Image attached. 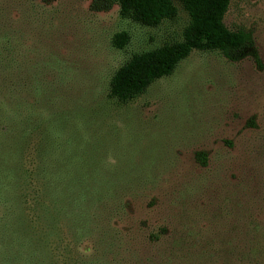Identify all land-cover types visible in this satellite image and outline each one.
<instances>
[{
  "label": "rangeland",
  "instance_id": "374dc122",
  "mask_svg": "<svg viewBox=\"0 0 264 264\" xmlns=\"http://www.w3.org/2000/svg\"><path fill=\"white\" fill-rule=\"evenodd\" d=\"M30 1L0 0L38 119L20 169L3 156L15 138L0 142V195L28 171L0 202V264H264V0H229L223 20L256 58L193 51L127 103L111 76L180 40V6L145 27L91 0Z\"/></svg>",
  "mask_w": 264,
  "mask_h": 264
},
{
  "label": "trees",
  "instance_id": "16d2710c",
  "mask_svg": "<svg viewBox=\"0 0 264 264\" xmlns=\"http://www.w3.org/2000/svg\"><path fill=\"white\" fill-rule=\"evenodd\" d=\"M31 1L49 5L54 0ZM175 3L188 19L180 40L132 54L111 76L110 98L119 103L133 100L156 80L169 76L193 51L217 52L230 61L246 56L256 58L251 32L244 29L230 30L224 24L229 0H91L89 9L93 12H105L117 6L121 18L145 27H156L163 21L177 17L178 8ZM13 32L14 28L10 29L0 22V142L4 143L3 138H15L17 142L14 143V155H11L12 158L8 156L4 148L3 156L14 160L20 169L38 119L32 112L36 108L32 95L35 86L29 79L21 76L23 68L18 59L17 48L12 43ZM128 42L129 35L124 31L115 33L110 40L111 46L118 50L123 49ZM22 92L26 93L24 98L19 96ZM51 150L49 152H53ZM57 154L62 155L61 152ZM45 155L42 153L39 159ZM194 158L198 165L206 166V154L199 152ZM22 173L23 178L19 175L1 193V203L11 199L14 193L21 197V188L28 171L24 169ZM25 189L28 190L27 187Z\"/></svg>",
  "mask_w": 264,
  "mask_h": 264
}]
</instances>
